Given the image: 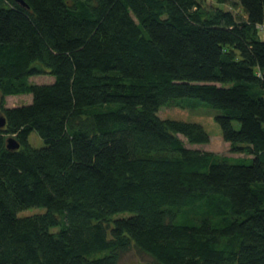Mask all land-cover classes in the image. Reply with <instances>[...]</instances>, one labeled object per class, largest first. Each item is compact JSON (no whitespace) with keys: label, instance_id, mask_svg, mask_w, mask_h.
<instances>
[{"label":"trees","instance_id":"16d2710c","mask_svg":"<svg viewBox=\"0 0 264 264\" xmlns=\"http://www.w3.org/2000/svg\"><path fill=\"white\" fill-rule=\"evenodd\" d=\"M22 1L0 0V264H119L133 247L140 264H264V0H235L237 15ZM16 95L31 101L6 107ZM191 98L236 157L191 148L203 127L159 116Z\"/></svg>","mask_w":264,"mask_h":264},{"label":"rangeland","instance_id":"374dc122","mask_svg":"<svg viewBox=\"0 0 264 264\" xmlns=\"http://www.w3.org/2000/svg\"><path fill=\"white\" fill-rule=\"evenodd\" d=\"M204 6L217 7L226 11H230L234 14H241V11L236 7L235 0H199ZM259 37L264 41V27L258 28ZM51 77L48 75L31 77L29 80L33 84H48L51 82ZM31 96L29 95H16L7 96L4 98V105L6 107H16L29 104ZM191 109L182 108H162L159 111L161 118H168L174 120H180L184 122L196 123L203 127L205 132L209 135V143L204 145H194L191 148L200 149L206 152H212L219 156L225 157H236L229 151V146L224 143L220 128L216 124L213 118V110L204 106V103L199 102L197 99H185L183 100ZM29 144L34 148H41L44 146L43 141L37 136L35 132H31L28 137ZM40 212L38 209H30L21 212V216L30 215ZM149 258L143 253H140L134 247L130 248L129 251L122 254L119 259V264H140L141 262L147 261Z\"/></svg>","mask_w":264,"mask_h":264},{"label":"water","instance_id":"95a60500","mask_svg":"<svg viewBox=\"0 0 264 264\" xmlns=\"http://www.w3.org/2000/svg\"><path fill=\"white\" fill-rule=\"evenodd\" d=\"M14 1H16L17 3H19L23 7H27L22 0H14ZM4 123H5L4 117L3 116H0V128L4 126ZM6 148L8 150L14 151V150H17L19 148V144L16 142L15 139H13L12 137H10V138H8L6 140Z\"/></svg>","mask_w":264,"mask_h":264},{"label":"built area","instance_id":"2783aa9c","mask_svg":"<svg viewBox=\"0 0 264 264\" xmlns=\"http://www.w3.org/2000/svg\"><path fill=\"white\" fill-rule=\"evenodd\" d=\"M259 27H262V26H259Z\"/></svg>","mask_w":264,"mask_h":264}]
</instances>
